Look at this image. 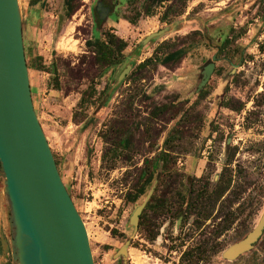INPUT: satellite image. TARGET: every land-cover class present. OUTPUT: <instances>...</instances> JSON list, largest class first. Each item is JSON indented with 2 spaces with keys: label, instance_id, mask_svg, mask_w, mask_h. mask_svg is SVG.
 I'll return each mask as SVG.
<instances>
[{
  "label": "rangeland",
  "instance_id": "rangeland-1",
  "mask_svg": "<svg viewBox=\"0 0 264 264\" xmlns=\"http://www.w3.org/2000/svg\"><path fill=\"white\" fill-rule=\"evenodd\" d=\"M68 2L18 0L33 108L94 264H264V229L221 257L264 210V0H102V20L97 0ZM106 32L126 44L108 68L86 45ZM232 196L248 201L233 226ZM9 216L0 174V264H14Z\"/></svg>",
  "mask_w": 264,
  "mask_h": 264
},
{
  "label": "water",
  "instance_id": "water-1",
  "mask_svg": "<svg viewBox=\"0 0 264 264\" xmlns=\"http://www.w3.org/2000/svg\"><path fill=\"white\" fill-rule=\"evenodd\" d=\"M101 3L97 0L95 11L102 20L109 9ZM214 61L215 57L204 66L196 92L208 81ZM130 68L119 74L114 87ZM0 174L10 212L14 264H94L85 226L61 181L33 108L18 0H0ZM151 193L130 217L135 228ZM263 229L264 210L246 237L227 247L221 257L233 261L249 252ZM128 244L117 252L122 259Z\"/></svg>",
  "mask_w": 264,
  "mask_h": 264
},
{
  "label": "trees",
  "instance_id": "trees-1",
  "mask_svg": "<svg viewBox=\"0 0 264 264\" xmlns=\"http://www.w3.org/2000/svg\"><path fill=\"white\" fill-rule=\"evenodd\" d=\"M158 2H164L165 0H157ZM66 4L69 5L68 0H66ZM86 45L89 46V48L92 50V52L95 55L96 62L100 65H103L105 68H108L112 65L119 64L122 60V52L125 49V42L118 39L111 33H105L104 39H96L93 41H87ZM182 55H184V51L177 50L175 52L166 54L161 59H158V63L165 65L171 62L176 61L179 59ZM149 59H147L143 64L148 63ZM156 61V59H155ZM51 71V74H54L53 66L49 69ZM55 87H58L55 84ZM202 95V92L198 94V97ZM167 141H165L166 143ZM165 152H161V154L156 158L157 160L161 159L163 161L165 159ZM151 182V176H148L147 178L143 179L140 183L139 187L134 190L132 194L127 195V201L128 202H136L141 196L145 194V189L148 187V185ZM153 199H151V202ZM151 202L147 203L146 209H148L151 206ZM142 219V217H140Z\"/></svg>",
  "mask_w": 264,
  "mask_h": 264
},
{
  "label": "flooded vegetation",
  "instance_id": "flooded-vegetation-1",
  "mask_svg": "<svg viewBox=\"0 0 264 264\" xmlns=\"http://www.w3.org/2000/svg\"><path fill=\"white\" fill-rule=\"evenodd\" d=\"M235 204H236V209L237 210H234L233 209V207L235 206ZM241 207V210L242 211H244L245 210V208H247V206H248V201H247V198L246 197H242V198H240V196H236V197H234V196H232V201H231V226H233L234 225V222H236V221H238V219L236 220V216L238 215L237 213H239V211H240V207ZM247 235V234H246ZM246 235H245V237H246ZM244 237V238H245ZM243 238V239H244ZM240 241V240H239ZM238 241V242H239Z\"/></svg>",
  "mask_w": 264,
  "mask_h": 264
},
{
  "label": "built area",
  "instance_id": "built-area-1",
  "mask_svg": "<svg viewBox=\"0 0 264 264\" xmlns=\"http://www.w3.org/2000/svg\"><path fill=\"white\" fill-rule=\"evenodd\" d=\"M44 74H45V75H50V73H49V72H44Z\"/></svg>",
  "mask_w": 264,
  "mask_h": 264
}]
</instances>
